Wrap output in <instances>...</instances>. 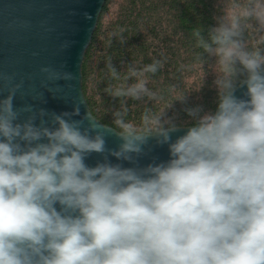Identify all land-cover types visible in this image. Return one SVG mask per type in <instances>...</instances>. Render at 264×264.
Returning a JSON list of instances; mask_svg holds the SVG:
<instances>
[{"label":"clouds","instance_id":"clouds-1","mask_svg":"<svg viewBox=\"0 0 264 264\" xmlns=\"http://www.w3.org/2000/svg\"><path fill=\"white\" fill-rule=\"evenodd\" d=\"M252 22L264 29V0L232 3L193 33L216 60L217 98L214 110L186 108L188 123L151 111L137 122L124 108L104 126L79 103L36 113L15 107L11 87L0 98V264H264V50L246 44ZM160 67L130 70L137 82L110 94L152 95L139 77ZM155 147L167 158L142 164Z\"/></svg>","mask_w":264,"mask_h":264},{"label":"trees","instance_id":"trees-1","mask_svg":"<svg viewBox=\"0 0 264 264\" xmlns=\"http://www.w3.org/2000/svg\"><path fill=\"white\" fill-rule=\"evenodd\" d=\"M247 0H105L80 67L81 92L88 111L104 126L124 108L139 121L145 111L188 123L185 109L216 107V60L196 46L193 33L214 26L232 3ZM249 48L264 50V29L254 22L245 32ZM159 61L155 74L145 73L152 95L116 97L109 89L137 82L139 72ZM117 75L114 77L112 71Z\"/></svg>","mask_w":264,"mask_h":264},{"label":"water","instance_id":"water-1","mask_svg":"<svg viewBox=\"0 0 264 264\" xmlns=\"http://www.w3.org/2000/svg\"><path fill=\"white\" fill-rule=\"evenodd\" d=\"M104 1L0 0V98L20 85L14 98L17 108L30 105L36 113L40 109L61 113L79 103L81 116L89 112L81 92L80 67ZM65 73L72 78L65 79ZM245 92L246 87H240L235 95L246 98ZM119 142L108 136L110 148ZM152 157L166 159V147H155L141 163ZM100 159L93 154L86 162L92 166Z\"/></svg>","mask_w":264,"mask_h":264}]
</instances>
